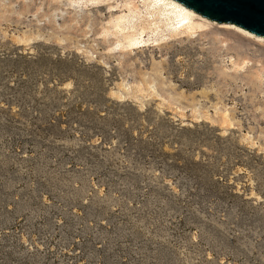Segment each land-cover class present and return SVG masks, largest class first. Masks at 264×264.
<instances>
[{
  "label": "rangeland",
  "instance_id": "obj_1",
  "mask_svg": "<svg viewBox=\"0 0 264 264\" xmlns=\"http://www.w3.org/2000/svg\"><path fill=\"white\" fill-rule=\"evenodd\" d=\"M160 7L0 0V264H264V37Z\"/></svg>",
  "mask_w": 264,
  "mask_h": 264
},
{
  "label": "water",
  "instance_id": "obj_2",
  "mask_svg": "<svg viewBox=\"0 0 264 264\" xmlns=\"http://www.w3.org/2000/svg\"><path fill=\"white\" fill-rule=\"evenodd\" d=\"M217 22L236 24L264 37V0H176Z\"/></svg>",
  "mask_w": 264,
  "mask_h": 264
},
{
  "label": "bare ground",
  "instance_id": "obj_3",
  "mask_svg": "<svg viewBox=\"0 0 264 264\" xmlns=\"http://www.w3.org/2000/svg\"><path fill=\"white\" fill-rule=\"evenodd\" d=\"M158 4L161 5L160 8L163 12L171 13V18L173 20L172 23L175 25L191 20L194 12L191 8L184 6L176 0H148L149 6H155Z\"/></svg>",
  "mask_w": 264,
  "mask_h": 264
}]
</instances>
